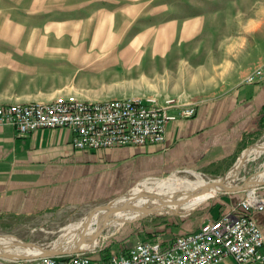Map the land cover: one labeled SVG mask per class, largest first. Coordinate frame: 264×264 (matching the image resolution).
<instances>
[{"label": "crops", "instance_id": "crops-1", "mask_svg": "<svg viewBox=\"0 0 264 264\" xmlns=\"http://www.w3.org/2000/svg\"><path fill=\"white\" fill-rule=\"evenodd\" d=\"M24 3L0 5V105L49 101L70 92L88 101L130 97L124 92L113 95L106 89L112 81L105 82L103 75L118 53L114 24L144 14V1ZM196 30V24H184L180 34L185 38ZM131 46L126 44L117 55ZM240 78L232 75L216 84V93L196 103L191 117L168 121L162 143L80 150L71 145L67 128L18 134L12 125L0 124V226L44 207L49 209L47 217L63 216L86 199L120 193L140 180L176 169L227 163L264 128V80L245 83ZM260 193L264 196V186ZM222 198L221 203H229L225 209L236 199ZM254 217L264 249V209ZM216 264L237 263L227 256Z\"/></svg>", "mask_w": 264, "mask_h": 264}, {"label": "rangeland", "instance_id": "rangeland-1", "mask_svg": "<svg viewBox=\"0 0 264 264\" xmlns=\"http://www.w3.org/2000/svg\"><path fill=\"white\" fill-rule=\"evenodd\" d=\"M25 1L27 4L31 2L0 0V5H24ZM125 1L133 4L144 1L145 6L141 9L144 14L137 15L130 22L124 23L123 20L114 24L113 37L119 43L114 46V51L120 53L128 43H132V49L122 55L114 54L112 67L103 75L105 82L112 81L110 85L107 84L110 88L106 89L113 91V95L124 92L130 97L155 96L158 100L166 96L179 103L195 105L214 95L216 84L222 83L227 77L240 75L243 81L264 62V0ZM189 23L196 24L197 30L182 38L180 30L184 24ZM157 25H163L160 31L152 28ZM153 40L155 45H152ZM133 92L135 94H129ZM69 94L75 95L73 92ZM262 142L264 128L256 132L221 166L176 169L158 177L145 178L120 193L86 199L79 203L78 208L59 217H47L45 213L48 207L37 214H22L21 221L6 227L0 226V237L12 238L10 244L1 243L0 248L16 250L9 253L22 254L18 246L20 249L21 246L51 248L49 246L63 240L60 235L65 226L112 204L142 182L152 183L172 175L193 179L190 171L199 173L206 181L230 179V186L252 181L264 169V152L246 159L244 151ZM263 186L258 183L251 187H256L260 192ZM245 190H221L190 209L177 207L153 210L118 227L104 228L98 234L97 245L86 251L93 259L99 260L127 249L139 239L158 238L169 241L180 233L191 231L195 225L236 208L239 201L237 197L244 194ZM225 196L236 197L235 200L232 198V206L227 210L224 207L229 204L228 201L220 202Z\"/></svg>", "mask_w": 264, "mask_h": 264}, {"label": "built area", "instance_id": "built-area-1", "mask_svg": "<svg viewBox=\"0 0 264 264\" xmlns=\"http://www.w3.org/2000/svg\"><path fill=\"white\" fill-rule=\"evenodd\" d=\"M263 80L264 62L243 81ZM194 113V104L179 103L172 97L87 101L67 94L49 101L0 105V124L12 125L18 134L39 128H67L75 149L93 150L162 143L168 121L191 117ZM263 209L264 196L251 187L245 190L236 208L169 241L139 239L127 249L99 260L86 250H79L27 258L0 256V264H216L227 256L237 264H264L263 235L254 217L255 212Z\"/></svg>", "mask_w": 264, "mask_h": 264}, {"label": "bare ground", "instance_id": "bare-ground-1", "mask_svg": "<svg viewBox=\"0 0 264 264\" xmlns=\"http://www.w3.org/2000/svg\"><path fill=\"white\" fill-rule=\"evenodd\" d=\"M262 152H264V142L244 151V156L246 159H250L258 156ZM190 173L194 176L193 179L186 177L180 178L172 175L169 178L157 180L152 183L148 182L146 184L142 182L136 185L129 193L117 198L112 204L101 208L87 218L76 220L68 226H65L64 232L60 235L63 240L49 247L60 251L73 248H79L78 251L92 249L97 245L99 240L98 234H100L104 228L112 226L118 227L127 221L149 214L153 210L175 209L177 207L190 209L215 192L235 187L230 186L232 185V180L230 179L206 181L199 173L194 171H190ZM262 181H264V169L262 172L256 174V179L253 180V183L258 184ZM11 240V237L1 236L0 244H10L9 242ZM21 247L20 249L18 246L17 249L23 252L24 255H27L23 258L34 257L35 255L41 254L42 250L45 249L32 246ZM15 251L16 250L0 248V253ZM70 253L75 252H66L62 254ZM10 254V257L5 258H22L15 256L19 254L17 252Z\"/></svg>", "mask_w": 264, "mask_h": 264}, {"label": "water", "instance_id": "water-1", "mask_svg": "<svg viewBox=\"0 0 264 264\" xmlns=\"http://www.w3.org/2000/svg\"><path fill=\"white\" fill-rule=\"evenodd\" d=\"M260 184H264V181L262 182H259ZM255 185L253 183V180H248V181H245L244 183L240 184V185H236L235 187L231 188V189H226L228 191H237V190H245L246 188L248 187H251ZM106 205V204H105ZM22 244H26V243H22ZM79 248H73V249H68V250H57V249H52V248H45L42 250L41 254H50V253H54V254H62V253H66V252H76L78 251ZM0 256L2 257H10L11 254L10 253H0ZM15 256L17 257H26L27 255H24V254H16ZM37 256V255H36Z\"/></svg>", "mask_w": 264, "mask_h": 264}, {"label": "trees", "instance_id": "trees-1", "mask_svg": "<svg viewBox=\"0 0 264 264\" xmlns=\"http://www.w3.org/2000/svg\"><path fill=\"white\" fill-rule=\"evenodd\" d=\"M106 258V257H105Z\"/></svg>", "mask_w": 264, "mask_h": 264}]
</instances>
